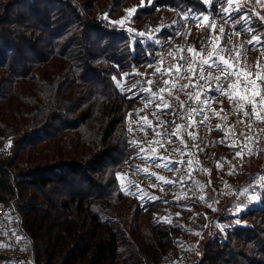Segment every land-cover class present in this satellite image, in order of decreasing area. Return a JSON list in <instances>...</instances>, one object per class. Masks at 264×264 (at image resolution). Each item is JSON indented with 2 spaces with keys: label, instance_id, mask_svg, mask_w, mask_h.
<instances>
[{
  "label": "trees",
  "instance_id": "obj_1",
  "mask_svg": "<svg viewBox=\"0 0 264 264\" xmlns=\"http://www.w3.org/2000/svg\"><path fill=\"white\" fill-rule=\"evenodd\" d=\"M222 4L0 0V206L6 220L34 241L37 264H165L170 259L180 228L158 222L150 206L121 184L138 153L130 118L145 114L149 96L141 89L157 85L172 93L161 94L170 104L161 110L170 124L185 116L191 100L181 85L193 88L164 84L156 73L157 49L169 45L185 17L228 19ZM155 22L162 23L157 35L162 43L140 35ZM252 25L261 24L254 19ZM201 34L204 47L207 27ZM174 53L186 56L190 69H199L192 53L175 48ZM209 72L220 75L206 67L204 76ZM129 82L137 85L132 91L126 89ZM210 128L203 119L204 139ZM217 132L225 142L223 128ZM174 145L181 147L177 137ZM240 220L243 224L212 237L197 264H264V198ZM3 229L0 216V235ZM0 264H10L1 248Z\"/></svg>",
  "mask_w": 264,
  "mask_h": 264
},
{
  "label": "rangeland",
  "instance_id": "obj_2",
  "mask_svg": "<svg viewBox=\"0 0 264 264\" xmlns=\"http://www.w3.org/2000/svg\"><path fill=\"white\" fill-rule=\"evenodd\" d=\"M237 5L239 11L236 10ZM228 11L238 15L236 19L229 17L226 13L229 18L225 21L215 19L209 14L184 18L177 35L169 40V46L179 53L181 49L188 48H194L197 53L202 50L205 53L203 56L205 59L219 49H223L219 51V56L240 59L241 63L237 65L239 69L246 68L253 73L264 69V20L260 19L264 17V0H260L259 3L257 0H236ZM132 14L133 12L130 13ZM130 15L127 14L129 18ZM205 16L208 17L207 20L204 19ZM241 17L247 19H239ZM254 19H258L261 25L254 27L252 25ZM162 23L155 22L150 26L156 31V37L153 39L155 41H159L157 35L162 28ZM210 24H214L215 28H210L208 26ZM206 27L210 38L203 47L200 44L201 31ZM221 29L224 30L223 33ZM237 32H239L238 35ZM253 36L258 37L259 42L252 41L250 44L249 41ZM160 41L159 43H162ZM241 51L243 55L237 57L236 54ZM189 54L190 52H187V55ZM257 62L260 65L259 69L256 66ZM220 66H224L222 62ZM213 69L220 73L219 76L224 75L218 68ZM132 83H126L127 91H132L135 89L134 86H137ZM181 91L183 96L190 93L187 100H192L194 93L189 87ZM212 97L211 108L206 107L203 117L205 125L211 126L205 133V147L202 149L203 166L206 170L200 168L193 174L194 188L199 193V198L181 194L170 183L157 179V177H163L169 180L170 157L181 152L184 147L178 139L181 147L174 149L177 135L182 137L184 142L186 141L183 128L181 127L179 133L173 135L176 132V126H182L183 118L178 122L172 119L173 124H170L168 117L161 111H157L158 105L154 100L146 104L145 114L132 115L130 118L133 140L138 147V153L133 157L129 174L121 179V184L125 192L137 196L143 204L150 206L158 222L168 227L180 228L181 237L174 242L170 259L165 264H197L201 260L203 249L216 233L225 234L234 226L243 224L240 215L249 208L259 206L264 198V124L256 121L259 123V133L255 135L253 127H248L249 118L243 116L232 101L219 93ZM213 110L220 115H214ZM249 110L250 106L243 109V111ZM145 117L151 126L144 121ZM211 120H213L212 124H208ZM241 120L244 123H240ZM217 125L220 127L217 128ZM222 128L225 133L232 130L231 135H225V142L229 141L228 144H233L238 135L246 143L247 147L241 163L231 161L233 147L228 145L229 148H226L225 142L218 136L217 130ZM245 137L249 139L245 140ZM151 141H160L163 147L155 143L150 144ZM213 142L221 145V152L216 158L208 153L209 146ZM141 148L146 151L142 153ZM152 148L156 151L152 152ZM249 149H254V152L250 153ZM144 155L159 156L164 159L144 160L141 158ZM157 164L160 166L157 167ZM165 164L167 167H164ZM192 167L194 168V164L191 165V169ZM218 169L224 173V177H216ZM9 227L14 233L13 238L16 240L22 263L37 264L31 245L34 241H27L17 225L9 222ZM2 235H0V248L9 256L10 244L5 228ZM9 263H11L10 256Z\"/></svg>",
  "mask_w": 264,
  "mask_h": 264
},
{
  "label": "snow or ice",
  "instance_id": "obj_3",
  "mask_svg": "<svg viewBox=\"0 0 264 264\" xmlns=\"http://www.w3.org/2000/svg\"><path fill=\"white\" fill-rule=\"evenodd\" d=\"M205 2H207V0H205ZM236 2V0H223V4L222 7L224 8L225 13L230 17L231 13L228 11V8L231 7L234 3ZM257 2L259 3L260 0H257ZM135 9H130L129 12L134 11ZM236 10L239 11V6L237 5ZM186 18V17H185ZM199 19V18H197ZM205 20L208 19L207 16L204 17ZM239 19H247L246 17H241ZM260 19L264 20V17H260ZM122 23V22H121ZM210 28H215L214 24H210L208 25ZM223 29H221V33H223ZM250 31V29H249ZM239 34V32H237V35ZM140 35H144L143 33H141ZM252 41H257L259 42V38L256 36L251 37L249 43L251 44ZM254 47V46H253ZM223 49H219L218 51L214 52L210 57L208 58H203L204 56V52L201 51L200 53L195 52L194 48H188V49H181V52L187 51L190 53H193V61L194 63H198L199 64V79L201 80H211V79H215L217 81V86L215 88V91L221 95H225L230 101L233 102V104L237 107L238 111L242 112V115L249 118V124L248 127L251 128L253 127V123L252 121H258L261 124H264V69L257 71L255 73L248 71L246 68L244 69H239L237 68V65L241 63L240 59H231V58H224V57H220L219 56V51H222ZM243 55V51L238 52L236 54L237 57H241ZM200 56L201 59L199 61H196V57ZM180 60L184 62V64L187 63V57L186 56H181ZM221 62L223 63V67H221ZM151 66V65H150ZM205 66L209 69H213V68H218L222 74L225 75V79L227 80V87L224 86V84L219 83L220 78L219 77H213L212 73L209 72L208 76L205 77L203 75L204 71H205ZM257 68H260L259 63L257 62ZM175 70H176V74L175 76L172 77V80H164V84L168 85L170 82L172 83V87L175 88L176 84L178 83V81L180 79H183V73L185 71H189L188 69H185L183 64H180L179 62L177 63V65L174 66ZM173 70V66H169L168 68L164 69L163 72L161 71L160 67L156 68V73L160 74V75H167L172 73ZM193 72V74H195V70L192 69L191 70ZM251 77H255V79H252ZM228 78H233V79H228ZM259 82V83H258ZM153 83V81L149 80L148 84L151 85ZM189 83H191V78H189ZM188 87V85H181V88H185ZM213 89L209 88L207 89V91H212ZM142 92H145L148 96H149V100L147 101L148 103L152 102V100L155 99H159L161 101V104L157 106V111H161V110H165L168 109L170 107V104L165 100L164 96L161 95L162 93L168 91L169 95H171V91L167 88H161L159 90H154L152 88H142L141 89ZM178 99V97H177ZM200 103L203 104L205 107L211 108V101L210 100H200ZM181 107H184L183 102H181L180 104ZM247 106H250V110L249 111H243L244 108H246ZM192 112H195L196 110L193 109L191 110ZM214 111V110H213ZM221 112L223 111V108L221 107ZM214 115L219 116L220 113L215 112L214 111ZM144 121L148 124V126L150 125V122L147 121V118H143ZM205 119H207V117H205ZM226 119V117H225ZM240 123H244L243 120L239 121ZM200 123H203V121H200ZM195 124V122H194ZM181 125H177L176 126V132L173 133V135H176L177 133H179L180 129H181ZM188 127H192V126H188ZM220 125H217V128H219ZM132 129H129V131H131ZM153 131H155V129H153ZM231 129L228 133H226L225 135H231ZM157 135H160V133H156ZM241 135H244L243 133H241ZM188 136L191 139H196V134L195 132H188ZM177 139H180L182 143H184V140L182 137H180L179 135H177ZM249 139V137H245V140ZM132 143H135V141H132ZM155 143L157 145H160V147H163V145L161 144L160 141H151L150 144ZM185 146H187L185 144ZM230 147H239L241 148L240 151H237L235 153L236 157L238 158H243L244 157V151L243 148H246L247 145L245 142H241L240 144L237 143H233L231 145H229ZM198 147V146H197ZM146 150L141 148V152H145ZM152 152H155L156 149L152 148L151 149ZM249 152H254V149H249ZM144 160H149V159H164V157H159V156H152V155H144L141 157ZM157 167H159L160 165L157 164ZM164 167H167V164L164 165ZM218 167H220L218 165ZM144 171V170H141ZM231 174V173H229ZM157 179L161 180L164 183H174V181H169V180H165L163 177H157Z\"/></svg>",
  "mask_w": 264,
  "mask_h": 264
},
{
  "label": "built area",
  "instance_id": "obj_4",
  "mask_svg": "<svg viewBox=\"0 0 264 264\" xmlns=\"http://www.w3.org/2000/svg\"><path fill=\"white\" fill-rule=\"evenodd\" d=\"M142 36L146 37L149 40H153L156 37V31L153 28L147 27L143 31ZM158 54V67L161 68V71L163 72L164 69L168 68L169 66H173L172 73L167 75H160L158 74L162 80H172V77L175 76L176 70L175 65L179 62L180 64H183L185 69H188L189 71H185L183 73L184 78L180 79L178 83L181 84H189L193 88V98L187 105V111L185 116L183 117V130L185 132V140L186 145L184 148L183 153L178 157H170L169 160V181H174V183H170L173 188H175L179 193L199 198V193L196 192L194 188V181L189 177V170L191 165L196 164L201 169L204 168L203 166V160L204 155L202 152V149L205 147V141L203 137V123H200V121H203L202 111H203V104L200 103V100L205 98V96L212 94L215 91V88L217 86V81L215 79L211 80H201L199 79V69H194L195 74L191 71L192 69L189 68L187 64H184L183 61L180 60V57H176L174 53V49L169 45H159L157 49ZM204 75V74H203ZM220 78L219 83L224 84L225 87H227V80L225 79V75L218 76ZM189 78H191V83H189ZM252 79H255V77H251ZM233 79V78H228ZM259 83V82H258ZM168 86H172V83L170 82ZM213 89L212 91H207V89ZM155 90H159L160 86L157 85L154 87ZM156 104H160V100L156 102ZM195 109V112H192L191 110ZM195 122V124H194ZM253 131L255 135L259 133V123L253 122ZM192 126V127H188ZM188 132H195L196 139H191L188 136ZM237 144H240L242 141L241 136H236L235 140L233 141ZM198 146V147H197ZM258 146V144H257ZM233 153L230 156L231 161L234 163H241L243 158L236 157L235 153L237 151H240L241 148L239 147H233ZM243 151L245 152V148H243ZM221 152V145L213 142L209 146V155H213L215 158L217 157L218 153ZM216 177H224V173L218 169L216 171ZM0 216L4 219V228L7 230V238L9 240V256H10V264H23L22 260L20 259V256L18 254V248L16 240L13 238V234L10 227L9 222L6 220L5 212L3 208L0 206Z\"/></svg>",
  "mask_w": 264,
  "mask_h": 264
},
{
  "label": "crops",
  "instance_id": "obj_5",
  "mask_svg": "<svg viewBox=\"0 0 264 264\" xmlns=\"http://www.w3.org/2000/svg\"><path fill=\"white\" fill-rule=\"evenodd\" d=\"M185 137V136H184ZM185 144H186V141L183 143V146L185 147ZM193 168V167H192ZM206 170V167H204L203 168V170ZM197 171V170H200V167L198 166V165H196V164H194V168L193 169H191V167H190V170H189V177L194 181V178H193V174H194V171ZM209 182V181H208ZM209 185H210V183H209Z\"/></svg>",
  "mask_w": 264,
  "mask_h": 264
}]
</instances>
